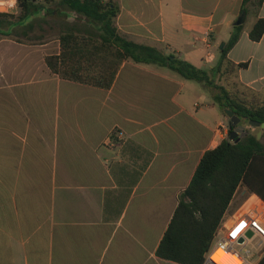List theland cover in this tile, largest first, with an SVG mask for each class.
<instances>
[{"label":"crops","instance_id":"obj_1","mask_svg":"<svg viewBox=\"0 0 264 264\" xmlns=\"http://www.w3.org/2000/svg\"><path fill=\"white\" fill-rule=\"evenodd\" d=\"M102 1L118 6L120 35L186 61L191 52L185 59L180 48L219 45L242 5ZM0 7L18 13L16 0ZM47 17L52 24L44 26L56 32L42 40L28 39L35 30L28 24L0 36V264H176L156 257L157 247L202 155L229 139L228 119L204 88L152 64L124 61L109 89L60 79L44 58L59 54L63 31L86 22L60 8L39 10L32 21ZM259 18L264 4L248 8L228 59L245 64L236 81L264 100V34L249 38ZM213 59L207 53L204 64ZM253 164L262 197L241 183L223 225L255 200L264 206V154ZM252 263L264 264V244Z\"/></svg>","mask_w":264,"mask_h":264},{"label":"trees","instance_id":"obj_2","mask_svg":"<svg viewBox=\"0 0 264 264\" xmlns=\"http://www.w3.org/2000/svg\"><path fill=\"white\" fill-rule=\"evenodd\" d=\"M47 3H54L86 22L76 30L63 31L58 37L59 54L44 58L50 72L60 79L109 89L124 61L152 64L201 84L225 117V111L230 110L243 124L251 120L264 123V100L236 81L238 69L245 64L236 65L228 59L230 49L240 37L248 8L257 10L264 0H242V22L232 27L231 37L218 50V60L209 69L120 35L116 27L119 8L112 1L45 0L38 4L34 0H16L18 13L0 12V36H10L17 24H28L30 28L36 12L47 9ZM263 34L264 18H259L249 31V38L258 42ZM221 80L225 83L218 82ZM263 154L264 145L252 134L237 143L225 139L204 152L189 184L178 196V205L157 247L156 257L176 264H202L238 186L244 183L261 199L253 162Z\"/></svg>","mask_w":264,"mask_h":264},{"label":"built area","instance_id":"obj_3","mask_svg":"<svg viewBox=\"0 0 264 264\" xmlns=\"http://www.w3.org/2000/svg\"><path fill=\"white\" fill-rule=\"evenodd\" d=\"M259 203L256 200L252 202L227 226L220 222L202 264H253L249 261L248 251H244V255L235 247L243 249L255 237L260 240L261 245L264 244V206Z\"/></svg>","mask_w":264,"mask_h":264},{"label":"rangeland","instance_id":"obj_4","mask_svg":"<svg viewBox=\"0 0 264 264\" xmlns=\"http://www.w3.org/2000/svg\"><path fill=\"white\" fill-rule=\"evenodd\" d=\"M34 2L36 3V0H34ZM43 2H44V1H42V2H38V1H37L38 4H41V3H43ZM46 6H47V9H48V10H57L58 8H60V7H56V4H54V3H51V4L47 3ZM61 8H62V7H61ZM61 8H60V9H61ZM0 12H4V10H3L2 7H0ZM28 20H29V19H28ZM50 20H51V19H50L49 17H47L45 21H43V20L33 21V25L35 26V30H34V32L32 33V35H30V36L28 37V39H29L30 41H38V40H42V39H44V38H46V37H48V36L53 35V34L56 32V29H53V30H51V32H50V31L46 28V26H44V24L46 25L47 23H48V24H49V23L52 24V21L50 22ZM251 21H252V16H251V15H248V16H247V22H246V25H249V24L251 23ZM21 24H22V23H21ZM38 25L43 26V27L46 29V33H45V34L40 33L39 31H37L38 28H37L36 26H38ZM243 25H244V24H243ZM47 30H48L49 32H48ZM13 35H19V34H17V33H13ZM198 36H199L200 39H201L203 35H202V34H199ZM230 37H231V33H230L229 31H221V32H220V36H219V38L223 40L221 43H226V42L229 40ZM221 43H220V44H221ZM220 44H219V45H220ZM219 45H215V44H214V45H212V48H207L206 45H205L203 42L198 41V42H196V45H195L194 48L188 47V48H180V49H181V51H182V55H183V57H184L185 59H187V54H186V53L191 52V57L188 58V59H190V60H189L190 63H192L194 66L199 67V68H202V69H209L210 67L214 66V65L216 64L217 60H218V57H219V51H218ZM173 49H179V47H176V48H173ZM163 51H164L166 54H170V51H169L168 49L163 48ZM183 53H184V54H183ZM207 53L213 55V57H214L215 59H213V61H211L210 63H206V65H205V64H204V60L206 59ZM172 54H173V53H172ZM192 55H194V56L192 57ZM204 65H205V67H204ZM164 69H166V70H168V71H171V70H169V69H167V68H164ZM171 72H173V71H171ZM174 73H175V72H174ZM189 82H190L191 84H193V86H195V87H197V88H200V90L203 91V89H202L203 87H202L201 84H199V83H197V82H195V81H189ZM218 82L221 83V84H224V83H225V81H223V80L218 81ZM226 118H227V117H226ZM227 119H228V118H227ZM228 121H229V119H228ZM245 125H246L250 130H251V129H254V128H253L252 126H250L248 123H246ZM259 139H260V141L262 142V144H264V129H262L261 136H260ZM235 249H236L237 251L242 252L244 255H245V252H244V251H248V252H249V261H253V257H254V253H255V251L261 249L260 240H259L258 238L255 237V238H253V239L249 242V244H248L245 248L241 249V247L236 246Z\"/></svg>","mask_w":264,"mask_h":264},{"label":"water","instance_id":"obj_5","mask_svg":"<svg viewBox=\"0 0 264 264\" xmlns=\"http://www.w3.org/2000/svg\"><path fill=\"white\" fill-rule=\"evenodd\" d=\"M242 22V17L240 16L234 25H239ZM225 43H221L219 45V50H222ZM226 116L229 118L228 121V127L230 129L229 133V140L233 141L234 143H237L241 137H244L248 135V132L244 129V127L240 124L241 120L238 118L234 113L230 110L225 111ZM248 124L254 128V130L251 132L252 135H256L257 139L260 138L262 129H264V123H260L257 121H248ZM241 243L242 240H239Z\"/></svg>","mask_w":264,"mask_h":264}]
</instances>
